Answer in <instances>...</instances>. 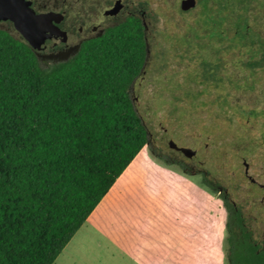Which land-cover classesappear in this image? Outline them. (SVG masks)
Listing matches in <instances>:
<instances>
[{
  "label": "rangeland",
  "instance_id": "374dc122",
  "mask_svg": "<svg viewBox=\"0 0 264 264\" xmlns=\"http://www.w3.org/2000/svg\"><path fill=\"white\" fill-rule=\"evenodd\" d=\"M122 1L145 28L147 54L129 96L147 143L52 264H228L223 193L264 238V62L247 65L260 61L258 43L232 44L220 0H195L186 10L182 0ZM81 2L72 0V16L96 12L109 22L103 10L112 1L96 11ZM249 13L264 39V0ZM0 28L19 38L10 22ZM45 53L41 67L60 61H45Z\"/></svg>",
  "mask_w": 264,
  "mask_h": 264
},
{
  "label": "trees",
  "instance_id": "16d2710c",
  "mask_svg": "<svg viewBox=\"0 0 264 264\" xmlns=\"http://www.w3.org/2000/svg\"><path fill=\"white\" fill-rule=\"evenodd\" d=\"M220 1L219 11L232 18V44L256 41L264 51L249 19L256 0ZM146 54L137 16L83 40L73 56L48 67L0 28V264H52L145 146L129 87ZM261 62L264 55L247 65ZM203 182L215 189L205 175ZM221 199L228 264H264V238H255L227 193Z\"/></svg>",
  "mask_w": 264,
  "mask_h": 264
},
{
  "label": "flooded vegetation",
  "instance_id": "af4514ba",
  "mask_svg": "<svg viewBox=\"0 0 264 264\" xmlns=\"http://www.w3.org/2000/svg\"><path fill=\"white\" fill-rule=\"evenodd\" d=\"M29 1H30V7L34 10L36 14H40V13L50 14L49 29L46 30L39 48L33 49L37 56V59H38V52L47 50V53H45V61H49L53 59H60V61L66 60L77 52L83 40L100 35L104 32L105 28L118 24L119 22L125 20L129 16H135L134 12L130 9L127 10V12L125 13L126 11L125 8L127 7V5H125L122 0H108V3H110L111 1L112 3H110L111 5L109 8L103 10V14L106 16L109 22L103 25L102 23L97 21L98 15L96 14V12H94V10L96 11V9L101 6L102 0H90V6L91 8L94 9L90 11L94 12L95 14L92 17L90 16L89 19L85 17L81 19L79 17H74L71 15L72 0H29ZM84 2L86 3L85 4L86 8H88L87 0H82L81 3L83 4ZM121 16H123V19L118 20ZM140 20L142 22V19ZM2 21H8L12 24V22L9 20H2ZM144 33H145V28H144ZM257 35L260 36L259 32H257ZM19 39L26 42L20 33H19ZM257 51L262 54L261 56L262 58L264 55L263 49L257 48ZM57 62H59V60ZM169 144L175 147L176 149L180 150L179 149L180 147H177L171 141L169 142ZM184 154L188 155V153H184Z\"/></svg>",
  "mask_w": 264,
  "mask_h": 264
},
{
  "label": "water",
  "instance_id": "95a60500",
  "mask_svg": "<svg viewBox=\"0 0 264 264\" xmlns=\"http://www.w3.org/2000/svg\"><path fill=\"white\" fill-rule=\"evenodd\" d=\"M194 4L195 0H182L181 8L186 10ZM2 20L11 21L14 29L23 36L32 49H35L39 48L46 30L49 29L50 14H36L30 7L29 0H0V21ZM179 149L183 153H188L189 156L194 154V151L189 148L180 147Z\"/></svg>",
  "mask_w": 264,
  "mask_h": 264
},
{
  "label": "crops",
  "instance_id": "0c3cea01",
  "mask_svg": "<svg viewBox=\"0 0 264 264\" xmlns=\"http://www.w3.org/2000/svg\"><path fill=\"white\" fill-rule=\"evenodd\" d=\"M106 195H107V194H106ZM97 205H98V204H97ZM94 209H95V208H94ZM94 209H93V210H94Z\"/></svg>",
  "mask_w": 264,
  "mask_h": 264
}]
</instances>
